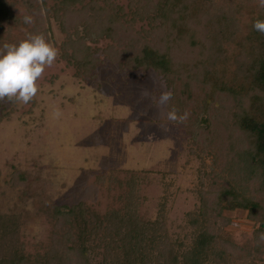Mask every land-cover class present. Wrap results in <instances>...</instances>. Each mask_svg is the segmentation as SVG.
Here are the masks:
<instances>
[{"label":"trees","instance_id":"1","mask_svg":"<svg viewBox=\"0 0 264 264\" xmlns=\"http://www.w3.org/2000/svg\"><path fill=\"white\" fill-rule=\"evenodd\" d=\"M10 1L0 0V46L17 44L9 35L5 40L2 36L4 24L21 23L12 15ZM196 4L195 0H128L129 12L125 13L112 0H54L45 9L46 17H53L66 33L63 57L76 68L77 78H94L101 63L97 51L92 52L84 40L104 36L114 43L103 51L107 60L115 62L121 55L124 63L119 65L127 71H154L173 93L169 111L189 114L178 124L193 145L201 146L208 160V164L202 161V179L197 183L199 206L186 215L193 230L191 243L184 246L171 240L163 206L155 221L138 214L135 187L142 173L128 171L129 192L118 210L100 216L84 203L49 204L42 209L41 215L52 229L42 255L25 256L16 220L0 217V264H92L91 255L99 254V264L259 261L264 249V35L252 25L257 19L264 20V12L239 40L234 76L225 78L223 69L213 68L216 61L210 47L201 51L208 50V59L192 55L202 46L203 31L198 35V27L205 35V24L211 19ZM136 21L147 22L149 29L135 32ZM38 27L39 22L33 32ZM68 28L75 30L76 37L67 34ZM214 37L207 36L209 41ZM68 49L73 53L68 55ZM14 177L17 184L26 183L22 175ZM98 178L105 180L104 176ZM235 210L246 212L257 227L253 239L242 245L223 232L230 223L225 212Z\"/></svg>","mask_w":264,"mask_h":264},{"label":"rangeland","instance_id":"2","mask_svg":"<svg viewBox=\"0 0 264 264\" xmlns=\"http://www.w3.org/2000/svg\"><path fill=\"white\" fill-rule=\"evenodd\" d=\"M112 1L129 12L128 0ZM195 1L211 19L205 35L198 27V35L203 31L202 46L192 55L205 60L211 49L213 68L233 78L238 42L264 9L257 0ZM53 2L13 0L12 15L21 23L2 27L4 40L9 35L17 44L39 32L59 49V56L38 80L39 91L31 102L0 101V217L16 220L25 256L42 255L52 231L42 209L49 204L84 203L104 216L124 206L129 192L126 172L137 171L142 173L135 187L138 214L155 221L163 206L167 234L172 241L189 245L193 230L186 215L199 206L197 183L202 179V161L208 164L205 152L192 144L182 125L167 120L168 104L159 105L158 98L170 90L154 71H127L119 65L124 63L121 55L115 62L107 60L103 51L114 44L111 39L84 40L101 63L94 78H77L76 68L63 57L66 33L53 17H46L45 9ZM25 16L33 18L31 25L24 23ZM37 22L40 27L33 32ZM133 27L135 32L149 29L145 21H136ZM75 33L67 29V34L76 37ZM214 34L209 41L207 36ZM206 47L210 48L202 54ZM66 52L70 55L73 50ZM15 175H22L26 183L17 184ZM225 215L230 223L223 232L234 243L253 239L257 227L246 212ZM101 259L100 254L91 255L90 263L99 264ZM255 264H264V249Z\"/></svg>","mask_w":264,"mask_h":264},{"label":"clouds","instance_id":"3","mask_svg":"<svg viewBox=\"0 0 264 264\" xmlns=\"http://www.w3.org/2000/svg\"><path fill=\"white\" fill-rule=\"evenodd\" d=\"M260 8L264 9V0H257ZM24 23L31 25L33 18L25 16ZM253 29L264 35V20L257 19ZM59 56V49L46 41L43 35H32L17 44L0 46V101L13 98L28 104L39 91L38 80L46 68L52 67ZM147 95V93H145ZM173 93L164 91L158 98V104L167 106L172 100ZM189 114L178 115L173 109L167 112L169 121L183 123Z\"/></svg>","mask_w":264,"mask_h":264}]
</instances>
